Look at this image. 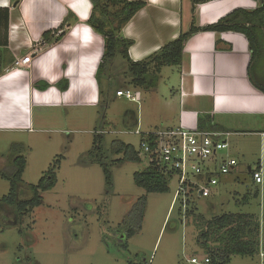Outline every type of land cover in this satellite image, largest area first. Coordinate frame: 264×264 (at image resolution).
Here are the masks:
<instances>
[{"label": "rangeland", "instance_id": "rangeland-1", "mask_svg": "<svg viewBox=\"0 0 264 264\" xmlns=\"http://www.w3.org/2000/svg\"><path fill=\"white\" fill-rule=\"evenodd\" d=\"M13 2L10 0L9 8ZM258 60L264 62V50L256 55L254 69ZM113 67L109 80L103 78L108 97L101 106L35 111L30 131H0V171L14 157L25 160L19 183L24 193L17 196L15 204L3 201L10 183L0 175V264H190L191 258L203 264L205 258L210 259L209 251L220 245L214 241L216 228H209V249L202 245V235L207 224L222 215L234 216L232 219L241 224L247 220L239 222L237 216H253L259 231L256 233L254 221H250L251 236L258 234L261 247L264 171L262 183L257 185L248 168L255 169L264 156V118L260 126H240L236 118H226L227 130L223 132L229 133L228 148L219 155L235 159V170L220 178L209 197L191 195L186 206L181 204V197L172 203L175 178L169 179L166 193L146 194L134 185L133 174L143 171L147 161L142 157L138 163L116 162L121 156L110 150L111 143L119 140L137 151V127L144 133L164 125L158 110H151L144 102L146 89L141 90L143 101L139 104L115 96L118 90L134 87L124 78L123 58L116 57ZM156 82L164 91L168 82L177 83V75L164 68ZM129 112L137 122L126 126L123 116ZM39 115L44 116L43 125L37 123ZM98 136L102 138L101 148L93 151V140ZM104 169L111 185L106 182ZM46 175L55 177V186L40 193L38 207L21 213L17 203L29 197L27 187ZM142 196L146 197L143 215L134 217L132 209ZM128 230L135 232L130 238H126ZM258 254L231 256L227 264H264Z\"/></svg>", "mask_w": 264, "mask_h": 264}, {"label": "crops", "instance_id": "crops-1", "mask_svg": "<svg viewBox=\"0 0 264 264\" xmlns=\"http://www.w3.org/2000/svg\"><path fill=\"white\" fill-rule=\"evenodd\" d=\"M127 1L144 3L119 34L133 41L128 49L133 62L145 60L176 40L189 29L193 19L195 26L202 28L234 10L251 11L257 6L254 0H212L193 6L191 0ZM9 2L0 0V9L9 11L7 45L0 47V131H30L35 111L101 106L108 91L102 79V85L97 81L96 71L104 42L87 24L90 0H14L11 8ZM46 32L62 36L45 43ZM28 54V68L11 70L16 59ZM258 61L259 66L254 69L255 59H251L242 33L194 34L184 46L181 65L163 67L157 75L160 77L163 69L169 68L176 73L177 83L168 82L164 91L159 90L157 82L146 89L144 102L151 110H158L164 125L145 132L181 126L198 129L199 116H209L211 124L216 125L217 130L209 131H226V118H236L235 123L240 126H260L259 121L264 118V62ZM113 62L104 73L107 80L115 71ZM124 78L129 81L127 76ZM133 90L140 91L141 103L142 89ZM40 116L37 123L43 125L44 116ZM134 119L133 112L123 116L126 126L135 124Z\"/></svg>", "mask_w": 264, "mask_h": 264}, {"label": "trees", "instance_id": "trees-1", "mask_svg": "<svg viewBox=\"0 0 264 264\" xmlns=\"http://www.w3.org/2000/svg\"><path fill=\"white\" fill-rule=\"evenodd\" d=\"M212 0H191L192 6ZM257 6L254 10L246 11L242 9L234 10L224 18L220 19L213 25L197 28L194 19L189 29L181 33L178 38L163 47L157 52L147 57L145 60L133 62L128 56V49L133 45L132 40L122 38L119 34L124 25L144 7L143 2H133L127 0H90L92 8L87 24L99 35L102 36L104 42L103 55L96 71V79L102 85L101 80L104 73H107L111 62L118 55L126 62V72L123 73L129 81L128 85L134 88L149 89L156 84V78L163 67H178L181 65L183 49L188 39L199 32L222 33L233 31L242 33L248 41L251 50V59H255L258 52L264 50V0H254ZM194 7H192V13ZM8 9H0V47L7 45L8 31ZM62 34L57 32H46L43 34V42L51 43L61 38ZM1 61V56H0ZM67 84L63 87L65 89ZM101 87V86H100ZM101 93L104 91L101 87ZM198 130H217L216 125H212L209 116H199ZM102 138L96 137L93 140V151L101 148ZM103 150V149H102ZM110 150L114 155L121 156L116 162L138 163L140 162L137 152L134 148L122 141L116 140L111 143ZM104 151V150H103ZM101 153V152H97ZM25 168V160L22 156L14 157L8 166L0 171L3 179L10 183L9 194L3 201L7 204H15L17 196L22 195L23 191L19 190V183ZM105 179L108 185L110 178L108 171L104 169ZM169 177L164 175L158 169L146 167L141 172L133 174V183L136 187L142 189L146 194L156 193L163 194L168 191ZM56 180L54 176H43L36 185L27 187L29 197L20 200L17 207L21 213L26 209H33L40 205V193L48 191L55 186ZM146 197L139 198L132 209L134 217H142L145 208ZM231 215H222L207 224V231L202 237L205 239L203 246H207L209 238V228H216V241L220 247L215 251H209V264H227L231 256L252 257L260 251L258 242V234L256 238L251 236L250 221H254L256 233L259 231V224L253 216H237L241 222L247 220L246 224L235 222ZM224 230V231H223ZM220 231H223L222 233ZM133 230H128L126 238L134 235ZM264 250V243L262 244Z\"/></svg>", "mask_w": 264, "mask_h": 264}, {"label": "built area", "instance_id": "built-area-1", "mask_svg": "<svg viewBox=\"0 0 264 264\" xmlns=\"http://www.w3.org/2000/svg\"><path fill=\"white\" fill-rule=\"evenodd\" d=\"M30 54L16 59L11 70L19 67H29ZM117 97L132 103H140V91L118 90ZM134 134L140 137L138 158L147 161V167L158 169L169 179L175 178L177 189L173 202L181 197V204L186 206L191 195L196 198L209 197L212 188L216 187L221 177L235 170L237 161L233 158H223L220 152L228 148L229 133L220 131H200L183 126L169 130H154L141 133L139 127ZM264 171V156L255 169H249L252 181L262 183ZM259 257L264 262V250L261 246ZM190 264H200L196 258L189 260ZM205 258L203 264H208Z\"/></svg>", "mask_w": 264, "mask_h": 264}, {"label": "water", "instance_id": "water-1", "mask_svg": "<svg viewBox=\"0 0 264 264\" xmlns=\"http://www.w3.org/2000/svg\"><path fill=\"white\" fill-rule=\"evenodd\" d=\"M17 3H14V6L16 5ZM250 168H248V171H249Z\"/></svg>", "mask_w": 264, "mask_h": 264}]
</instances>
